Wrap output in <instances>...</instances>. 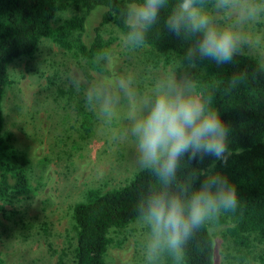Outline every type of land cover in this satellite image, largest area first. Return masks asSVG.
I'll return each mask as SVG.
<instances>
[{"label":"rangeland","instance_id":"1","mask_svg":"<svg viewBox=\"0 0 264 264\" xmlns=\"http://www.w3.org/2000/svg\"><path fill=\"white\" fill-rule=\"evenodd\" d=\"M80 8L56 12L52 24ZM100 9L86 14V38L97 24ZM238 13L229 11L218 22L231 24ZM110 59L99 69L92 62L41 38L31 55L15 58L8 64L3 100V130L10 135L17 156L25 162L30 188L24 194L0 197V264H55L64 254L70 262L74 246L71 207L85 198L88 188L101 191L125 183L138 169L133 140L122 138L130 122V98L118 87L127 77L137 98L152 92V83L163 77L190 71L175 60L164 61L150 46L127 48L123 32L112 23L99 26ZM244 52L264 66V20L238 26ZM104 52V53H105ZM93 63L98 64L96 58ZM74 80L80 81L76 87ZM89 85L106 90L116 100L114 114L105 121L85 105ZM81 101L90 111L91 132L79 131L77 109ZM225 224L210 226L213 264H258L263 242L253 238L245 257L234 252L230 239L223 235ZM146 230L138 218L121 229H110L104 259L106 264H144L143 241Z\"/></svg>","mask_w":264,"mask_h":264},{"label":"clouds","instance_id":"2","mask_svg":"<svg viewBox=\"0 0 264 264\" xmlns=\"http://www.w3.org/2000/svg\"><path fill=\"white\" fill-rule=\"evenodd\" d=\"M168 9L167 15L162 12ZM229 11L238 13L231 24L218 22ZM124 45L132 50L145 46L147 34L163 19L165 31L187 47L177 66L200 69L206 62L217 67L231 65L244 52L238 26L264 20V0H132L125 11ZM110 59L105 52L96 61ZM246 74L230 77L228 89L241 85ZM76 87L79 80H74ZM118 87L130 98L122 138H131L136 165L155 183L140 197L136 212L146 230L144 264H186V247L206 225L238 207L235 183L218 169L228 166L235 153L230 144L231 124L222 118L191 71L163 77L152 83L146 98H137L131 81L122 77ZM115 98L106 90L89 85L85 105L105 121L115 111ZM207 165L192 181L179 178L182 162ZM198 184V186H197Z\"/></svg>","mask_w":264,"mask_h":264},{"label":"trees","instance_id":"3","mask_svg":"<svg viewBox=\"0 0 264 264\" xmlns=\"http://www.w3.org/2000/svg\"><path fill=\"white\" fill-rule=\"evenodd\" d=\"M132 0H0V197L27 193L28 181L25 162L17 156L10 135L3 130L2 100L9 84L8 64L15 58L31 55L41 38H47L64 50L92 62L99 69L102 60L93 63L97 55L106 51V42L99 26L112 23L123 33L127 5ZM174 0H170V4ZM68 7L80 8L81 14L64 17L52 24L56 12ZM100 9L99 19L92 34L84 33L86 14ZM168 9L162 12L167 15ZM164 61H178L187 45L169 35L163 19L147 34L146 44ZM187 67L186 65H184ZM204 89L213 97V104L222 118L233 128L230 139L235 153L228 166L218 169L235 183L238 207L201 228L186 247V264H213V241L209 227L225 224L227 236L240 259L244 258L253 238L263 242L258 264H264V66L251 54L243 52L231 65L217 67L206 61L200 69L190 70ZM246 74V80L227 90L230 77ZM79 101L74 104L79 119V131L91 132V113ZM182 162L181 180L192 181L200 168L207 165ZM148 172L139 169L122 185L101 191L88 188L85 198L71 207L74 246L70 262L64 254L57 255L55 264H106L104 255L110 242V229H121L137 217L136 206L140 197L154 184ZM198 186V184H197Z\"/></svg>","mask_w":264,"mask_h":264}]
</instances>
